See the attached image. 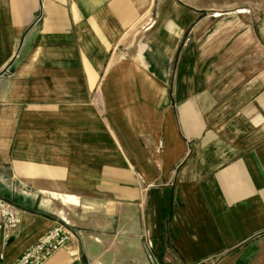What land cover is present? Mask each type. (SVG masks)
<instances>
[{"label": "crops", "instance_id": "obj_1", "mask_svg": "<svg viewBox=\"0 0 264 264\" xmlns=\"http://www.w3.org/2000/svg\"><path fill=\"white\" fill-rule=\"evenodd\" d=\"M0 197L6 263L61 220L89 264H264V9L0 0Z\"/></svg>", "mask_w": 264, "mask_h": 264}, {"label": "built area", "instance_id": "obj_2", "mask_svg": "<svg viewBox=\"0 0 264 264\" xmlns=\"http://www.w3.org/2000/svg\"><path fill=\"white\" fill-rule=\"evenodd\" d=\"M94 103L101 111L104 109L99 89L95 90ZM162 146L161 141L158 148ZM21 222L17 207L0 197V264H45L59 250L68 246L74 236L73 231L67 225L57 223L18 257L6 263L5 249L20 229ZM73 260V264H89L78 255L74 256Z\"/></svg>", "mask_w": 264, "mask_h": 264}, {"label": "rangeland", "instance_id": "obj_3", "mask_svg": "<svg viewBox=\"0 0 264 264\" xmlns=\"http://www.w3.org/2000/svg\"><path fill=\"white\" fill-rule=\"evenodd\" d=\"M233 1H236V0H231V3L233 4ZM240 1V0H239ZM244 1V0H243ZM246 1V5H256V6H261L263 9H264V0H245ZM95 100V98H94ZM15 205V204H14ZM57 223H63L65 225H67L74 233V236L71 240V242H73L75 244V248H72L71 249V261H70V264H73L74 263V260L73 257L78 255L81 257V259L84 260V256L82 255L81 252L78 251L76 245H77V241H78V228H77V223L76 221H61V220H56L55 221V224ZM70 245V244H69Z\"/></svg>", "mask_w": 264, "mask_h": 264}]
</instances>
